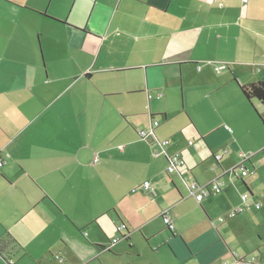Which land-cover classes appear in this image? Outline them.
Returning a JSON list of instances; mask_svg holds the SVG:
<instances>
[{
    "label": "crops",
    "instance_id": "1",
    "mask_svg": "<svg viewBox=\"0 0 264 264\" xmlns=\"http://www.w3.org/2000/svg\"><path fill=\"white\" fill-rule=\"evenodd\" d=\"M258 82L264 0H0V241L21 247L6 257L264 264V106L239 87ZM235 149L255 153L253 175L232 174L246 156ZM175 153L187 159L182 181L224 191L199 204L166 171ZM240 183L262 207L221 223L242 205Z\"/></svg>",
    "mask_w": 264,
    "mask_h": 264
},
{
    "label": "built area",
    "instance_id": "2",
    "mask_svg": "<svg viewBox=\"0 0 264 264\" xmlns=\"http://www.w3.org/2000/svg\"><path fill=\"white\" fill-rule=\"evenodd\" d=\"M215 67H216L215 70L218 73H220L222 71V69H224L223 66H215ZM149 97L151 98L150 95H149ZM161 97H162L161 95L158 96V98H161ZM159 125H160L159 121L156 119H153L152 120V130L150 132L141 131L140 132L141 138L143 140L148 141L150 137H154L155 136L154 135V129L157 128ZM169 144H170V141L167 140V141L163 142L161 144V146L166 147ZM188 146L190 148H192L193 143L189 142ZM221 158H222L221 155L215 156V159L217 161H220ZM249 158L250 157H248V156H244V160L241 163H239L238 165H236L231 170L232 174H234L236 177L240 176V177H242V179H245V178L249 177L250 175H253L254 173L250 169H248L246 166V162ZM166 160H167L166 171L169 175L174 174L176 172H179L180 169H184L186 167V161L180 153L167 155ZM3 165H4V160L2 158H0V169L3 167ZM186 177H188V176L186 175ZM189 180L190 181L187 184L189 196L194 198L199 204H201L205 199H207L211 196H214V195H219L224 191V186L219 180H215V181H213L209 184H206V185H202V184L198 183L196 180L191 179V178H189ZM142 189L144 192L155 195V190L151 187L150 182H145L144 185L142 186ZM241 200H242V205L240 207L230 211L228 213L227 217L219 218V221L221 223H224L230 219H234L235 217L244 213L246 210L250 209L251 207H255V209H257V210H260L262 207L260 202H255V203L251 202V195L248 192L244 193L241 196ZM162 218H163L164 224L167 226V228L170 231H173L175 229V224L173 223V221L169 217L168 212H163ZM125 229H126V227L123 225V226L118 228V231L122 232ZM118 241H119V239H115L113 242L117 243ZM60 261L62 262V259H60ZM253 262H254V259L248 261V263H253Z\"/></svg>",
    "mask_w": 264,
    "mask_h": 264
},
{
    "label": "rangeland",
    "instance_id": "3",
    "mask_svg": "<svg viewBox=\"0 0 264 264\" xmlns=\"http://www.w3.org/2000/svg\"><path fill=\"white\" fill-rule=\"evenodd\" d=\"M158 119V121L160 122V118H157ZM177 126H178V124L179 125H181V122L179 121V120H175V122H174ZM193 127V126H192ZM218 134L217 135H214V136H212V137H210V138H208V139H206L207 140V142L208 143H211V142H214V141H216V139H218ZM189 140L193 143V149H190V151L191 152H193L195 149H198V150H201V155L203 154V155H209L210 156V151H209V149H208V147L204 144V141L200 138V137H198V136H195V137H193V136H188L186 139H185V141L186 142H189ZM210 146V145H209ZM202 147H204V149L205 150H202ZM211 147V146H210ZM211 149H212V147H211ZM230 149V148H229ZM213 150V149H212ZM223 150V149H222ZM237 152H238V154H245L246 156H248V157H250V155H252V154H255L254 152H248V151H245L244 149H235ZM188 153V156L187 157H189V151L187 152ZM216 153V155H223V151H221V150H219V151H217V152H215ZM263 153H264V151H263ZM263 153L262 152H260V154L261 155H263ZM259 155V154H258ZM261 155H260V157H261ZM1 158V157H0ZM210 159H212V158H210ZM185 161L187 162V159H185ZM263 165V167H264V163L262 164ZM190 166V165H189ZM217 166V165H216ZM218 167V166H217ZM247 167H250V164H249V162L247 163ZM234 168V167H233ZM181 171H182V169H180ZM179 170V171H180ZM194 170V169H193ZM221 171V170H220ZM175 176L177 175V176H179V174H178V172H176L175 174H174ZM190 176H191V174H189ZM232 177H234V179H236V177L234 176V175H232ZM179 178H180V180H181V177L179 176ZM190 180H189V178L187 177H185L184 179H183V181L181 180V183L182 184H184L186 187H187V185L186 184H188V182H189ZM183 185V186H184ZM240 185H241V183H240ZM184 186V187H185ZM242 186V185H241ZM242 190H243V193H242V195L244 194V193H246L247 192V190L242 186ZM242 215V214H241ZM240 216V215H239ZM232 220V219H231ZM162 221V220H161ZM157 226H159L158 224L156 225V227ZM124 231V230H123ZM125 232V231H124ZM114 243V242H113ZM6 256H7V253L5 254ZM258 253H255L254 255H253V257H256V258H258ZM252 257V256H251ZM264 257V254L262 255V258ZM229 262V261H228ZM31 262H30V260H27V264H30ZM230 263V262H229Z\"/></svg>",
    "mask_w": 264,
    "mask_h": 264
},
{
    "label": "trees",
    "instance_id": "4",
    "mask_svg": "<svg viewBox=\"0 0 264 264\" xmlns=\"http://www.w3.org/2000/svg\"><path fill=\"white\" fill-rule=\"evenodd\" d=\"M242 94L246 98V100L251 104L253 100H257L264 106V84L263 83H254L250 85H245V86H239ZM256 114L258 118L260 119L262 125L264 126V115L259 114L256 111ZM155 119V118H154ZM17 246L19 248L20 245L12 238L9 237V241L4 243L0 241V254L6 257V253L9 254L10 252V246ZM7 261L9 264H12L8 257H6Z\"/></svg>",
    "mask_w": 264,
    "mask_h": 264
}]
</instances>
